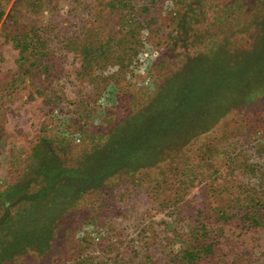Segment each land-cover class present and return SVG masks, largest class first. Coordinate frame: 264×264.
<instances>
[{"label": "rangeland", "instance_id": "rangeland-1", "mask_svg": "<svg viewBox=\"0 0 264 264\" xmlns=\"http://www.w3.org/2000/svg\"><path fill=\"white\" fill-rule=\"evenodd\" d=\"M17 23L45 27L42 64L9 41ZM193 87L223 89L209 125L125 158L150 108ZM45 137L80 194L50 250L0 264L193 263L206 245L197 264H264V0H0V191Z\"/></svg>", "mask_w": 264, "mask_h": 264}, {"label": "trees", "instance_id": "trees-1", "mask_svg": "<svg viewBox=\"0 0 264 264\" xmlns=\"http://www.w3.org/2000/svg\"><path fill=\"white\" fill-rule=\"evenodd\" d=\"M41 28L45 27L38 25L37 29L28 28L17 23L16 34H11L9 41L18 49L21 60H27L29 55H32L36 61H40L43 55L50 52L48 39L38 31ZM40 62L42 64L43 61ZM200 68L201 76L209 70L206 66ZM198 78L201 80V77ZM237 81L238 78L234 77V81L228 84L230 90H238L239 86H243ZM200 90V87L197 90L193 87V99L188 106L184 97L186 91L161 97V105L159 102L156 108H150L147 123L144 124V129L137 133L133 145L131 142L128 146L125 158H143L142 156L149 152L146 149L151 148L157 139L169 136L175 128H206L211 120V117H208L210 106L223 89L212 87L203 94ZM179 99L183 103L179 104ZM173 106H178L185 112L183 120L175 125L169 123V117L177 113ZM54 145L52 139H40L33 148L29 167L15 182L0 191V249L7 258L26 252L42 255L50 250L55 238V221L65 212L69 198L72 197L75 202L80 194L82 175L65 167L62 155ZM94 176L96 177V174ZM253 206L246 208L245 213H248L245 218L251 225H259L262 221L255 215L258 210L250 211L255 208ZM210 248L211 245H206L197 251H189L195 255L193 263H187L183 259L181 264H197L195 258H200V250L205 249V252H208Z\"/></svg>", "mask_w": 264, "mask_h": 264}]
</instances>
